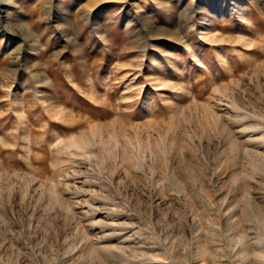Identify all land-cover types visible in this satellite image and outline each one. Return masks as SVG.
Returning a JSON list of instances; mask_svg holds the SVG:
<instances>
[{
    "label": "rangeland",
    "instance_id": "374dc122",
    "mask_svg": "<svg viewBox=\"0 0 264 264\" xmlns=\"http://www.w3.org/2000/svg\"><path fill=\"white\" fill-rule=\"evenodd\" d=\"M0 264H264V0H0Z\"/></svg>",
    "mask_w": 264,
    "mask_h": 264
}]
</instances>
